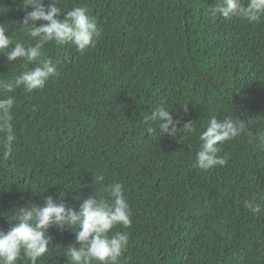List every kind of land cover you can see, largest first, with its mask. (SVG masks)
Here are the masks:
<instances>
[{
    "label": "trees",
    "instance_id": "16d2710c",
    "mask_svg": "<svg viewBox=\"0 0 264 264\" xmlns=\"http://www.w3.org/2000/svg\"><path fill=\"white\" fill-rule=\"evenodd\" d=\"M56 2L62 13L87 6L100 35L83 53L49 42L42 58L57 74L42 89L8 93L16 140L8 158L0 153V229L17 208L50 195L79 211L102 193V174L103 185L124 186L131 213L129 228L110 233L129 235L118 264H264V19L214 16L216 0ZM24 15L22 0H0V23L28 45ZM39 62L0 56V82ZM161 105L179 121L175 137L148 119ZM226 116L247 122L218 144L226 165L194 167L200 132ZM190 121L196 131L185 134ZM249 200L260 213L245 207ZM78 230L51 227L36 264H71Z\"/></svg>",
    "mask_w": 264,
    "mask_h": 264
},
{
    "label": "clouds",
    "instance_id": "9594fccd",
    "mask_svg": "<svg viewBox=\"0 0 264 264\" xmlns=\"http://www.w3.org/2000/svg\"><path fill=\"white\" fill-rule=\"evenodd\" d=\"M31 9L28 11V9ZM25 15L21 20V29L33 43L26 45L14 41L5 26L0 23V56L6 57L11 64L18 58L26 63L35 62L31 70L22 71L11 82H0V153L6 159L12 154L16 140L14 131V96L8 95L15 88L23 87L31 93L44 88L49 77L57 74V68L50 59L42 58L43 49L49 42L57 45L72 44L83 53L95 46L100 29L90 15L87 6H74L62 13L56 0H22ZM211 14L225 19L240 18L250 24L259 23L264 19V0H216ZM61 16L63 18H61ZM37 21L41 23L37 26ZM14 45V46H13ZM158 123L162 135L175 137L178 133L177 124L168 108L158 106L148 117ZM247 122L238 116H226L222 120L211 118L206 128L200 132V148L195 154L194 167L208 170L214 166H224L226 158L218 156V144L239 137L246 129ZM185 134L194 133L196 129L191 121L182 127ZM154 131V129H149ZM258 146L264 149V135L257 138ZM95 180L102 184V193L94 192L83 199L79 211L57 203L53 196H47L41 204H25L16 209L12 222L8 221V229H0V264H17L27 259L29 264L49 251L51 236L48 231L55 226L78 227L75 232V243L67 247V256L71 264H118L125 250L129 235L127 232H115L116 226L129 228L131 213L124 195V186L119 182L103 185L104 176L97 175ZM80 199V198H77ZM253 214L261 212V205L246 201Z\"/></svg>",
    "mask_w": 264,
    "mask_h": 264
}]
</instances>
